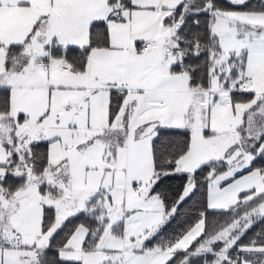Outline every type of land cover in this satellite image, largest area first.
Returning <instances> with one entry per match:
<instances>
[{
	"label": "snow or ice",
	"instance_id": "snow-or-ice-1",
	"mask_svg": "<svg viewBox=\"0 0 264 264\" xmlns=\"http://www.w3.org/2000/svg\"><path fill=\"white\" fill-rule=\"evenodd\" d=\"M0 264H264V0H0Z\"/></svg>",
	"mask_w": 264,
	"mask_h": 264
}]
</instances>
